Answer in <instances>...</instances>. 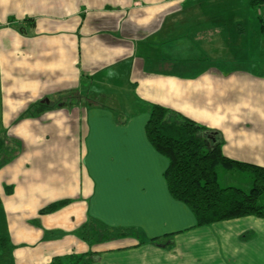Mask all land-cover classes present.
<instances>
[{
	"label": "crops",
	"instance_id": "0c3cea01",
	"mask_svg": "<svg viewBox=\"0 0 264 264\" xmlns=\"http://www.w3.org/2000/svg\"><path fill=\"white\" fill-rule=\"evenodd\" d=\"M253 10L247 0H0V208L7 244L32 249L16 259L264 264V219L196 227L145 133L159 105L201 124L224 157L264 168V7ZM54 202L66 204L40 214ZM92 222L132 233L101 241L87 229L86 240Z\"/></svg>",
	"mask_w": 264,
	"mask_h": 264
},
{
	"label": "trees",
	"instance_id": "16d2710c",
	"mask_svg": "<svg viewBox=\"0 0 264 264\" xmlns=\"http://www.w3.org/2000/svg\"><path fill=\"white\" fill-rule=\"evenodd\" d=\"M247 3L257 10L264 5V0H247ZM169 113L176 119L169 117ZM145 133L151 146L168 161L163 177L169 194L190 210L196 227L249 216L264 219V203L260 202L264 192L263 167L224 157L220 142L212 143L206 139L203 126L159 105H150ZM4 154L8 153H0V168L9 161ZM219 170L247 174L252 182L251 188L245 193L238 188L221 187ZM64 204L66 202L51 203L40 214L54 212ZM92 224L97 228L92 236L101 241L132 233L129 229H109L100 222ZM84 228L83 236L89 240V225ZM0 244L5 247L7 240L0 238Z\"/></svg>",
	"mask_w": 264,
	"mask_h": 264
},
{
	"label": "rangeland",
	"instance_id": "374dc122",
	"mask_svg": "<svg viewBox=\"0 0 264 264\" xmlns=\"http://www.w3.org/2000/svg\"><path fill=\"white\" fill-rule=\"evenodd\" d=\"M263 7H264V5L261 7V9H263ZM253 11H256V10H253ZM71 98H76V95L71 97ZM68 103L69 104H71V103L73 104V103H75V101L69 100ZM168 116L170 117L172 115L169 113ZM172 119H176L175 116H172ZM199 125H201V124H199ZM209 133L206 130L205 134H206L207 137L209 136ZM210 134H212V133H210ZM211 136H213V135H211ZM211 136H209V137H211ZM5 138H6V140H10L7 137L6 133H4V135H3L4 141H5ZM208 140L210 142H212L210 139H208ZM6 145H9V144L6 142ZM6 150H8V149H6ZM1 152H2V150L0 151V153ZM5 156L7 157L8 154H6ZM231 174L232 175H229V173L224 172L222 170L219 171V180H218V182H219L220 186L221 187H226L227 185H229V183L233 182L234 183L233 185L240 186V188L245 193H247L249 191V189H250V187H249L250 183H249V185L246 186V183H244V181L237 179L238 178L237 176H239L238 173L232 172ZM245 175H247V174H245ZM241 176H244V173ZM0 180H3V178L0 177ZM260 202L264 203V192L262 194V197L260 198ZM13 214L14 213H12L11 216H13ZM9 217H10V215L6 214L4 212V210L0 208V238L6 237L5 235L7 233V224H8V221H9ZM87 225H89V229L97 230V228H96V226L94 224L88 223ZM85 226L86 225H84L82 229H85L84 228ZM55 233H57L58 235H63L64 232L62 230V232H55ZM26 246H27L26 244H22L21 246L19 244H14L12 242V240H9L8 244L5 247H3L0 244V264H35V263H37V264H49V263H47V259L39 260L38 258H32V256H30V255H27L25 260L16 259V251L18 249H21L23 253L32 251V249L25 248ZM62 256H65V255L62 254V255L59 256V257H61V258H59L60 262H62L64 264H73V263L76 264L75 256H72V255L70 257H67V256L62 257ZM24 257H25V255H24ZM36 261H39V262H36ZM55 264H57V263H55Z\"/></svg>",
	"mask_w": 264,
	"mask_h": 264
},
{
	"label": "water",
	"instance_id": "95a60500",
	"mask_svg": "<svg viewBox=\"0 0 264 264\" xmlns=\"http://www.w3.org/2000/svg\"><path fill=\"white\" fill-rule=\"evenodd\" d=\"M211 139L213 140V137Z\"/></svg>",
	"mask_w": 264,
	"mask_h": 264
}]
</instances>
